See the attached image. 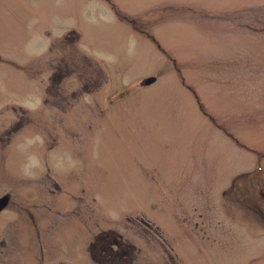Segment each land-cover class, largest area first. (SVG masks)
<instances>
[{
	"label": "rangeland",
	"instance_id": "374dc122",
	"mask_svg": "<svg viewBox=\"0 0 264 264\" xmlns=\"http://www.w3.org/2000/svg\"><path fill=\"white\" fill-rule=\"evenodd\" d=\"M2 194L0 264H264V0H0Z\"/></svg>",
	"mask_w": 264,
	"mask_h": 264
},
{
	"label": "water",
	"instance_id": "95a60500",
	"mask_svg": "<svg viewBox=\"0 0 264 264\" xmlns=\"http://www.w3.org/2000/svg\"><path fill=\"white\" fill-rule=\"evenodd\" d=\"M153 79H154L153 77H149V78L146 79V82H150V81H152ZM5 200H6V197L2 198V200L0 201V204L3 205L4 202H5Z\"/></svg>",
	"mask_w": 264,
	"mask_h": 264
},
{
	"label": "flooded vegetation",
	"instance_id": "af4514ba",
	"mask_svg": "<svg viewBox=\"0 0 264 264\" xmlns=\"http://www.w3.org/2000/svg\"><path fill=\"white\" fill-rule=\"evenodd\" d=\"M48 70H49V68H48ZM63 76V74L62 75H60V77H59V80H61V77ZM83 85L84 84H81V86L83 87ZM86 85H88V81H86ZM85 86V85H84ZM76 90V89H75ZM72 92H73V90H72ZM77 93H79L77 90H76V94ZM75 95V94H74Z\"/></svg>",
	"mask_w": 264,
	"mask_h": 264
}]
</instances>
